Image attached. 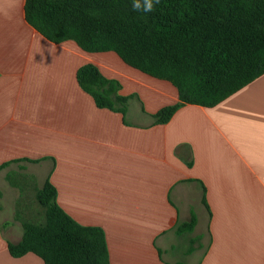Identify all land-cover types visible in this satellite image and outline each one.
<instances>
[{
    "label": "crops",
    "instance_id": "1",
    "mask_svg": "<svg viewBox=\"0 0 264 264\" xmlns=\"http://www.w3.org/2000/svg\"><path fill=\"white\" fill-rule=\"evenodd\" d=\"M25 3L0 0V264H45L11 256L8 243L21 241L48 179L68 215L104 230L111 264H264V75L155 124L180 102L172 83L115 52L51 42L27 22ZM89 63L137 109L99 108L76 77ZM193 215L194 230L178 233Z\"/></svg>",
    "mask_w": 264,
    "mask_h": 264
},
{
    "label": "trees",
    "instance_id": "2",
    "mask_svg": "<svg viewBox=\"0 0 264 264\" xmlns=\"http://www.w3.org/2000/svg\"><path fill=\"white\" fill-rule=\"evenodd\" d=\"M25 17L51 42L115 52L128 66L172 83L180 102L153 115L155 124L168 123L185 104L214 107L264 75V0H159L151 13L133 11L132 0H26ZM76 77L99 108L126 115L132 97L120 94L117 79L91 63ZM36 200L45 222H22L21 241L8 243L11 256L33 253L45 264H111L104 230L68 215L49 179L36 190ZM195 225L193 215L177 231L191 232Z\"/></svg>",
    "mask_w": 264,
    "mask_h": 264
},
{
    "label": "rangeland",
    "instance_id": "3",
    "mask_svg": "<svg viewBox=\"0 0 264 264\" xmlns=\"http://www.w3.org/2000/svg\"><path fill=\"white\" fill-rule=\"evenodd\" d=\"M136 105L137 104H135L134 107H130V104H129L128 109L136 110L137 109L135 107ZM21 171H23V170H21ZM8 180L10 181V184H12V186L16 187V189H20L21 191L26 189V188H23L22 184L20 183V179L18 177V174L8 175ZM0 188H4V184L1 181H0ZM1 198H2V194H1V189H0V199ZM36 203H37V205H39L38 202H36ZM0 209H1V207H0ZM5 214H6L5 212L0 211L1 216L4 217ZM33 216L34 217L32 218V220H30V222H34L37 224H42L45 222V214H44V210L42 207L38 210H35V213ZM6 218L7 217H5V219Z\"/></svg>",
    "mask_w": 264,
    "mask_h": 264
},
{
    "label": "clouds",
    "instance_id": "4",
    "mask_svg": "<svg viewBox=\"0 0 264 264\" xmlns=\"http://www.w3.org/2000/svg\"><path fill=\"white\" fill-rule=\"evenodd\" d=\"M159 0H132V10L135 12L151 13Z\"/></svg>",
    "mask_w": 264,
    "mask_h": 264
}]
</instances>
